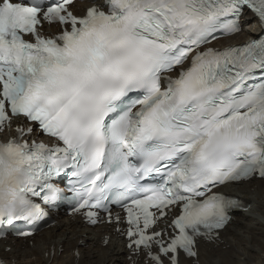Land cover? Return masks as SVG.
I'll return each mask as SVG.
<instances>
[{"label":"snow or ice","instance_id":"1","mask_svg":"<svg viewBox=\"0 0 264 264\" xmlns=\"http://www.w3.org/2000/svg\"><path fill=\"white\" fill-rule=\"evenodd\" d=\"M246 10L258 36L218 47ZM253 180L264 0H0V226L68 201L126 238L130 264H204L250 207L224 189ZM218 264H264V242Z\"/></svg>","mask_w":264,"mask_h":264},{"label":"bare ground","instance_id":"2","mask_svg":"<svg viewBox=\"0 0 264 264\" xmlns=\"http://www.w3.org/2000/svg\"><path fill=\"white\" fill-rule=\"evenodd\" d=\"M260 31L257 23H250L231 42L244 41L249 36L256 37ZM233 192L246 199L250 208L246 211L236 210L235 220L227 227L225 233L228 248L223 244L219 247L210 244L201 246L204 264L233 260V251L242 240H251L257 245L264 242V182L250 181L235 187ZM24 244L21 241H17L16 245L12 243L13 249L4 254L16 264H74L76 257L73 253L79 250V264H130L128 251L119 240L104 247L97 230L83 228L78 222L61 220L59 226L46 230L35 238V246L26 244L25 248H22ZM60 247L63 248L61 253ZM53 248L56 251L55 257H46V253L49 254Z\"/></svg>","mask_w":264,"mask_h":264}]
</instances>
